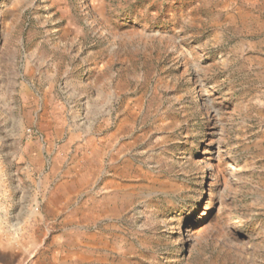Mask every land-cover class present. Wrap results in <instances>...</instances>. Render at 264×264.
Wrapping results in <instances>:
<instances>
[{
  "label": "rangeland",
  "instance_id": "rangeland-1",
  "mask_svg": "<svg viewBox=\"0 0 264 264\" xmlns=\"http://www.w3.org/2000/svg\"><path fill=\"white\" fill-rule=\"evenodd\" d=\"M78 1L0 0V264H264V0Z\"/></svg>",
  "mask_w": 264,
  "mask_h": 264
},
{
  "label": "bare ground",
  "instance_id": "bare-ground-1",
  "mask_svg": "<svg viewBox=\"0 0 264 264\" xmlns=\"http://www.w3.org/2000/svg\"><path fill=\"white\" fill-rule=\"evenodd\" d=\"M79 3H80V7L82 8V9H84V7H86V5H85V1L84 0H79L78 1ZM96 3V2H95ZM98 9H100V10H102V11H104V4L100 1L99 2V8ZM82 179V178H81ZM84 179V178H83ZM63 189H64V186H58V188H57V191H56V195H57V193H58V195H57V197L56 198H59L60 197V195H61V192L63 191ZM55 195V196H56ZM83 255V254H82Z\"/></svg>",
  "mask_w": 264,
  "mask_h": 264
}]
</instances>
